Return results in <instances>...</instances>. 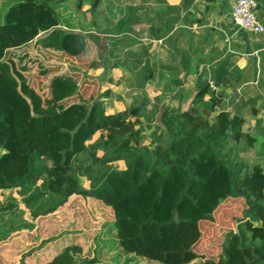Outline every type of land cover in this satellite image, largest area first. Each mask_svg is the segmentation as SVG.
<instances>
[{"label": "trees", "instance_id": "trees-1", "mask_svg": "<svg viewBox=\"0 0 264 264\" xmlns=\"http://www.w3.org/2000/svg\"><path fill=\"white\" fill-rule=\"evenodd\" d=\"M100 3L101 0H15L3 19L27 6L56 17L57 9L71 7L61 19L71 29L82 25L77 17L83 15L82 7L88 4L92 31L85 37L94 47L96 58L84 68L104 70L96 79L99 96L101 84H122L123 79L116 77L112 69L123 64V50L132 59L129 64L137 69L138 51L146 49L128 35L135 34L140 23L137 9L127 8L124 16L111 21L99 8ZM111 60L113 63L108 65ZM132 74L130 83L134 87L153 79L150 74L137 80ZM210 81L208 72L197 76L187 109L155 107L146 118V101L110 114L95 102L92 128L98 140L83 149L88 156L85 161L69 155L54 162L48 143L37 133H20L14 109L0 99V252L11 237L24 233L32 236L40 221L83 199L101 205L110 214V219L99 221L109 227L106 243L110 248L104 253L114 252L130 264L201 262L206 257L198 252L199 246L206 240L209 248L215 245L209 230L218 240V253L208 257V264H264V179L254 176L238 158L243 150L241 142L250 147L254 141L242 132L243 120L230 118L225 112V94L212 88ZM75 84L72 80L74 89ZM86 84L80 87L82 92L77 97L87 96L92 83ZM93 92L91 89L89 94ZM145 129H152L149 135ZM226 137L233 143V156L218 151L221 145L216 138ZM195 139L200 140L198 148L179 162V154L187 152ZM210 152L216 165L223 166L229 175L225 198L240 208L236 212L231 203L218 205L214 216L220 224L219 233L212 223L202 219L200 207L192 204L189 197L200 182L199 176L193 174L195 161ZM117 162H123L124 168L118 169ZM80 178L88 182L87 188ZM52 240H43L15 264H98L95 244L88 253L91 255L83 257V245L78 241Z\"/></svg>", "mask_w": 264, "mask_h": 264}, {"label": "rangeland", "instance_id": "rangeland-1", "mask_svg": "<svg viewBox=\"0 0 264 264\" xmlns=\"http://www.w3.org/2000/svg\"><path fill=\"white\" fill-rule=\"evenodd\" d=\"M14 1L0 0V99L14 109L20 133H37L48 143L54 162H61L69 155L78 161H85L88 156L83 149L98 140V134L92 128L95 102L100 103L105 114H110L140 104L143 98L138 91L127 92L123 83L120 86L101 84L99 96L96 93V79L101 77L104 70L86 71L84 68L96 58L94 47L85 37L87 32L92 31L86 12L88 4L82 7L83 15L77 17L82 25L70 29L63 25L61 19L70 12L71 7L57 9L56 17L49 11L27 6L3 19L5 11ZM99 8L111 21L122 15L120 0H101ZM117 68L112 69L113 74L123 79L122 70ZM72 80L76 83L75 89ZM87 82L92 83L90 90L94 89V92L89 94L88 90L87 96L81 99L76 94L82 92L80 87L87 85ZM143 85L142 93L152 97L154 84L146 82ZM151 109L146 103L143 117L146 118ZM215 142L221 145L220 153L235 155L233 143L226 138H216ZM199 145L200 140H193L188 151L179 154V162L187 160ZM241 145L245 146L244 142ZM238 158L247 168L250 167L251 173L263 176L261 160L256 161L244 152H239ZM195 164L193 174L199 176L200 182L190 194V201L200 207L202 219L212 223L219 233L220 224L216 222L215 209L219 204H232L225 198L228 172L223 166L216 165L213 152L196 160ZM115 166L123 169L124 163L117 162ZM80 183L88 187L84 178H80ZM112 187L115 188L114 184ZM235 204H232V208L239 212L240 208ZM107 219H110V214L101 205L90 200H75L54 217L40 221L38 231L32 236L19 234L5 242L0 252V264H15L28 250L37 249L43 240L49 238L54 243L78 241L83 245V257L91 255L88 253L95 244L98 264H130L114 252L104 253L110 248L106 243L109 227L100 225L99 221ZM207 225L205 222L204 227ZM212 234V230H209L208 236L215 245L209 248L210 243L207 240L203 242L198 252L206 258L195 264H208V257H215L218 253V240Z\"/></svg>", "mask_w": 264, "mask_h": 264}, {"label": "crops", "instance_id": "crops-1", "mask_svg": "<svg viewBox=\"0 0 264 264\" xmlns=\"http://www.w3.org/2000/svg\"><path fill=\"white\" fill-rule=\"evenodd\" d=\"M255 1L257 19L264 28V0ZM120 2L121 17L127 8L137 9L140 23L135 34L128 35L146 47L138 51L137 69L129 64L132 59L123 50L122 60L127 62L123 61L117 69L122 70L125 90L140 92L142 101L152 109L169 107L183 111L193 98L197 76L208 72L214 83L213 70L229 57L228 75L216 89L225 94V112L230 118L243 120L242 132L254 141L250 147L242 141L245 146L240 144L243 150L239 152L261 160L264 172V31L260 34L238 31L229 16V0ZM132 73L137 80L152 74L153 79L145 81L154 84L152 97L142 93L144 85H131ZM261 178L264 179V174Z\"/></svg>", "mask_w": 264, "mask_h": 264}, {"label": "built area", "instance_id": "built-area-1", "mask_svg": "<svg viewBox=\"0 0 264 264\" xmlns=\"http://www.w3.org/2000/svg\"><path fill=\"white\" fill-rule=\"evenodd\" d=\"M229 7L230 19L238 31L250 34L263 33L264 28L257 19L255 0H229ZM231 38L228 40H231ZM209 83L213 87V83L211 81Z\"/></svg>", "mask_w": 264, "mask_h": 264}, {"label": "water", "instance_id": "water-1", "mask_svg": "<svg viewBox=\"0 0 264 264\" xmlns=\"http://www.w3.org/2000/svg\"><path fill=\"white\" fill-rule=\"evenodd\" d=\"M229 57H226L222 63H220L214 70H213V88L216 89L219 87L221 80L228 75V72L226 70L228 64H229ZM137 127H135L136 129ZM150 130L145 129L146 135L150 134Z\"/></svg>", "mask_w": 264, "mask_h": 264}]
</instances>
